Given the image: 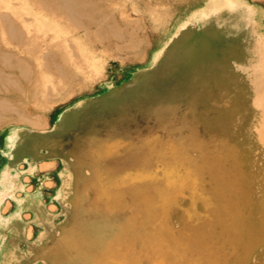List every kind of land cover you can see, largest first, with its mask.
I'll return each instance as SVG.
<instances>
[{
	"label": "rangeland",
	"instance_id": "374dc122",
	"mask_svg": "<svg viewBox=\"0 0 264 264\" xmlns=\"http://www.w3.org/2000/svg\"><path fill=\"white\" fill-rule=\"evenodd\" d=\"M83 1L0 0V264H264V0Z\"/></svg>",
	"mask_w": 264,
	"mask_h": 264
},
{
	"label": "bare ground",
	"instance_id": "6f19581e",
	"mask_svg": "<svg viewBox=\"0 0 264 264\" xmlns=\"http://www.w3.org/2000/svg\"><path fill=\"white\" fill-rule=\"evenodd\" d=\"M55 2V4H57L58 9L60 10V12L64 13L66 16L68 17H74V16H80V13L86 11L87 9H89L88 4H84L82 2H80V4H76L71 1V0H53ZM83 1V0H82ZM86 1V0H85ZM52 2V1H51ZM84 2V1H83ZM51 4V3H50ZM46 5V4H45ZM53 4H51L52 6ZM54 8V7H53ZM57 9V10H58ZM51 11V8H50ZM54 11V9H53ZM57 12V11H56ZM74 23L76 22V19L74 18ZM9 32L13 33V28H9Z\"/></svg>",
	"mask_w": 264,
	"mask_h": 264
}]
</instances>
